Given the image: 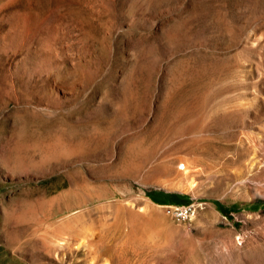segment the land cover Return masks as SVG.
I'll use <instances>...</instances> for the list:
<instances>
[{"label":"rangeland","instance_id":"rangeland-1","mask_svg":"<svg viewBox=\"0 0 264 264\" xmlns=\"http://www.w3.org/2000/svg\"><path fill=\"white\" fill-rule=\"evenodd\" d=\"M0 264H264V0H0Z\"/></svg>","mask_w":264,"mask_h":264},{"label":"trees","instance_id":"trees-1","mask_svg":"<svg viewBox=\"0 0 264 264\" xmlns=\"http://www.w3.org/2000/svg\"><path fill=\"white\" fill-rule=\"evenodd\" d=\"M162 194V198L159 197V195ZM151 198L159 203H173V202H179V203H184L186 200H188L187 195H180L177 193H158V194H153L150 195ZM226 215L229 214L227 210L224 211Z\"/></svg>","mask_w":264,"mask_h":264},{"label":"built area","instance_id":"built-area-1","mask_svg":"<svg viewBox=\"0 0 264 264\" xmlns=\"http://www.w3.org/2000/svg\"><path fill=\"white\" fill-rule=\"evenodd\" d=\"M197 205L195 203H189L183 206H174L171 211L173 215L182 220H189L191 216L196 212Z\"/></svg>","mask_w":264,"mask_h":264},{"label":"bare ground","instance_id":"bare-ground-1","mask_svg":"<svg viewBox=\"0 0 264 264\" xmlns=\"http://www.w3.org/2000/svg\"><path fill=\"white\" fill-rule=\"evenodd\" d=\"M183 167H184V168H186V165H185V164H183ZM185 182H186V181H185ZM183 184H184V183H183Z\"/></svg>","mask_w":264,"mask_h":264}]
</instances>
